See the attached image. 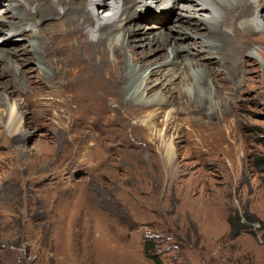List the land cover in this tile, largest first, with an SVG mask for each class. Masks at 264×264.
I'll return each instance as SVG.
<instances>
[{
    "label": "rangeland",
    "instance_id": "1",
    "mask_svg": "<svg viewBox=\"0 0 264 264\" xmlns=\"http://www.w3.org/2000/svg\"><path fill=\"white\" fill-rule=\"evenodd\" d=\"M186 2L171 4L178 6L174 15L166 13L172 12L166 0L141 6H150L148 15L167 21V34L179 37L171 27L180 24L176 16L185 13ZM9 5L0 2V19ZM108 13L102 9L100 15ZM154 21L136 14L126 26ZM10 29L0 31L1 40ZM31 35L24 38L32 40ZM255 39L259 44L244 42L249 53L263 52L262 29ZM15 40L0 48L25 45ZM192 40L181 42L191 53L199 50ZM251 63L264 71L262 58ZM86 75L62 70L64 82L84 83L88 92L103 96L96 108L93 100L73 102V95L55 91L42 77L33 82L35 89L16 90L28 103L21 147L12 140L17 134L0 123V264H157L146 254L145 241L162 264H264V74L254 73L243 92L235 91L236 104L223 109L215 101L207 108L191 106L183 92L187 82L181 85L171 74L167 79L154 74L148 100L138 97L128 106L114 92L103 94ZM39 85L45 95L35 94ZM208 89L218 103L228 102L211 79ZM160 92L172 97V105L156 98ZM73 123L80 126L75 141L69 132ZM219 123L227 129L222 125L211 133L208 127ZM195 130L200 133L192 134ZM170 141L174 158L166 150ZM235 215L247 225L240 232L229 222Z\"/></svg>",
    "mask_w": 264,
    "mask_h": 264
},
{
    "label": "bare ground",
    "instance_id": "2",
    "mask_svg": "<svg viewBox=\"0 0 264 264\" xmlns=\"http://www.w3.org/2000/svg\"><path fill=\"white\" fill-rule=\"evenodd\" d=\"M1 1H8L10 5L5 8L7 16H1L0 31L11 26V35L4 37L0 44L7 47L9 39L15 38V41H21L18 43H25L14 48H0V79H3L0 82V123L11 133L17 134L12 135L17 147L24 142L20 134L27 125L23 110L28 105L23 97L16 95L17 89L33 88V82H40L44 77L43 80H48L46 84L56 88L55 91L73 95V102L79 105L91 100L95 108L96 103L100 104L99 99L103 96H94L91 89L88 92L86 84L64 82L63 69L67 72L84 71L103 94L105 90L120 97L122 106L136 104L138 97L148 100L153 92V84L149 82L154 74L165 79L171 74L172 78L180 80L181 85L187 82L183 92L193 101L190 102L191 106L202 104L207 108L215 101L217 108L222 109L226 104H236L238 97H235V91L243 92L246 83L255 79L254 73L258 76L264 74L262 69L255 71L256 67L251 63V59L259 57L264 61V51L249 53V46L244 44L250 41L259 44L255 37L259 28L264 32V0H186L187 6L181 8L185 13H177L176 16L180 24L171 27V30L183 35L179 37L167 34L164 28L167 21L148 15L152 14L149 12L151 7L144 9L141 6L146 0ZM176 1L180 0H166L163 5L172 8V12L168 9L163 11L176 14L178 6L171 5ZM102 9L109 12L107 17H101ZM136 14L143 22L154 21L155 18L157 21L152 25L127 27ZM21 19L27 22L16 25ZM28 33H32V40L24 38ZM186 38L193 39V45L199 48L197 52H189L190 46L181 43ZM158 53L155 60H149ZM243 54L245 56L242 58ZM181 55L184 57L181 58ZM206 58L209 59L208 63L202 64L200 61ZM224 62L229 63L228 67H221ZM29 64L31 67L21 68ZM104 69L108 72L106 77L100 74ZM50 71L58 76H52ZM208 79L222 91L228 102H217V94L208 89ZM39 86L35 94L45 95L44 89ZM49 93L52 94V91ZM156 98L172 105V97L166 92L158 93ZM138 107L142 112L144 105L138 103ZM73 124L69 132L75 134V141L80 126ZM222 125L219 123L208 129L214 133ZM147 126L153 130L156 125L148 123ZM227 126L220 129L224 131ZM201 128L203 132L207 131ZM191 132L200 133L199 130ZM166 150L170 158L175 157L173 141L166 145Z\"/></svg>",
    "mask_w": 264,
    "mask_h": 264
},
{
    "label": "trees",
    "instance_id": "3",
    "mask_svg": "<svg viewBox=\"0 0 264 264\" xmlns=\"http://www.w3.org/2000/svg\"><path fill=\"white\" fill-rule=\"evenodd\" d=\"M248 221L252 222V218L247 216ZM230 225L233 227L234 230L240 232L245 227H247L246 224L241 222V218L238 215L231 216L229 218ZM263 228H264V222H263ZM264 235V234H263ZM145 252L148 256H150L157 264H162V261L159 259L157 254L154 253L153 248L151 247V243L145 241Z\"/></svg>",
    "mask_w": 264,
    "mask_h": 264
}]
</instances>
